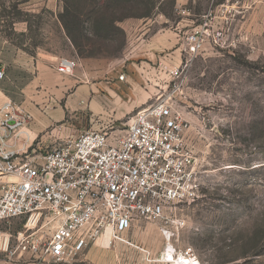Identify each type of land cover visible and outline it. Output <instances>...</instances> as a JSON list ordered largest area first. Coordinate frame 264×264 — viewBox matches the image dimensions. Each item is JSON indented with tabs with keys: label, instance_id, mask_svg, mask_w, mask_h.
I'll use <instances>...</instances> for the list:
<instances>
[{
	"label": "rangeland",
	"instance_id": "1",
	"mask_svg": "<svg viewBox=\"0 0 264 264\" xmlns=\"http://www.w3.org/2000/svg\"><path fill=\"white\" fill-rule=\"evenodd\" d=\"M64 7L66 20L78 26L77 49L58 19ZM190 9L194 28H182L187 17L176 13L174 0H0L4 73L19 83L25 68L31 79L36 64L57 66L66 58L76 63L72 72L100 80L123 63L144 60L155 69L153 95L135 111L159 96L173 103L187 123L195 159L196 196L174 210L171 224L133 222L120 240L108 232L65 262L45 264H179L175 258L186 250L199 264H264V0H193ZM154 15L165 16L172 27L166 50L163 42L152 44L153 51L138 41L144 17ZM96 22L105 29L92 31ZM157 28L142 37L149 40ZM198 30L204 44L190 54L186 38ZM13 93L16 102L4 110L12 121H0V152L44 153L91 129L121 136L135 112L115 120L106 113L107 102H20L19 90ZM38 114L45 122L35 135ZM15 121L22 126L13 129ZM13 180L0 177V187ZM23 223L0 221V264L43 261L17 250ZM36 232L44 243L52 227L38 224ZM167 246L174 262L163 258Z\"/></svg>",
	"mask_w": 264,
	"mask_h": 264
},
{
	"label": "built area",
	"instance_id": "2",
	"mask_svg": "<svg viewBox=\"0 0 264 264\" xmlns=\"http://www.w3.org/2000/svg\"><path fill=\"white\" fill-rule=\"evenodd\" d=\"M204 40L200 30L188 35L189 53L196 54ZM75 67V61L62 58L57 72L67 75ZM152 102L127 118L121 136L91 129L44 153L0 152V177L15 178L0 187V221L23 219L16 236L20 254L65 262L108 232L120 240L133 222L171 224L174 210L196 196L187 123L173 103L160 96ZM12 117L6 112L1 122ZM22 124L15 121L12 128ZM38 224L52 227L44 243L36 235ZM183 256L192 257L189 250Z\"/></svg>",
	"mask_w": 264,
	"mask_h": 264
},
{
	"label": "crops",
	"instance_id": "3",
	"mask_svg": "<svg viewBox=\"0 0 264 264\" xmlns=\"http://www.w3.org/2000/svg\"><path fill=\"white\" fill-rule=\"evenodd\" d=\"M192 1L174 0L176 13L187 17V20H182L185 22L182 28L196 27L193 20L194 16L190 14ZM168 23L169 21L165 16L144 17L143 29L140 30V38L138 39L140 45L143 42L147 43V46H150L153 50L152 44L158 43L160 45L159 43L163 42V47L166 50V45L172 44V33L169 31L172 27L170 28ZM153 25L158 26L153 33V37L149 40L143 38V35L151 31ZM157 48L160 52L165 51L160 50L159 47ZM153 54L155 55V53ZM57 66L36 64L31 79L29 78V69L25 68V72L20 76L19 83L11 78L8 73H4L3 68L0 66V72L2 73L0 78V109L6 103L16 102L14 101L13 92L19 90L20 102H62L63 99V102H78L76 103L77 106H80L83 102H107L105 104L106 113L110 112L115 120H120L138 109L140 107L139 102H147L153 95L150 84L153 82L152 77L155 74V69H150L149 64L144 60L140 64L123 63L122 69L102 73L103 77L100 80L93 73H86L85 77L74 72L62 75L57 72ZM120 76H123V80H119ZM2 119L3 115L0 113V121ZM35 122V135H38L40 134V131H38L39 123H44L45 120L38 114ZM36 137L34 136L31 139L34 140ZM41 141L42 139L39 143ZM20 264H29V262L24 258ZM32 264H45V260L41 262L34 260Z\"/></svg>",
	"mask_w": 264,
	"mask_h": 264
},
{
	"label": "trees",
	"instance_id": "4",
	"mask_svg": "<svg viewBox=\"0 0 264 264\" xmlns=\"http://www.w3.org/2000/svg\"><path fill=\"white\" fill-rule=\"evenodd\" d=\"M68 10L64 7L63 13L58 17L62 28L67 35V37L70 39L71 43L73 44L74 48H79V45L77 43V38L75 36L76 31L78 32V26L74 23H71V21L66 20V17L68 16ZM105 25L102 22H96L92 25V28H90L92 31L99 33L102 30L105 29Z\"/></svg>",
	"mask_w": 264,
	"mask_h": 264
},
{
	"label": "bare ground",
	"instance_id": "5",
	"mask_svg": "<svg viewBox=\"0 0 264 264\" xmlns=\"http://www.w3.org/2000/svg\"><path fill=\"white\" fill-rule=\"evenodd\" d=\"M166 250L167 252L163 253V258H166V262H174L172 249L169 246H167ZM175 261H177L179 264H199L195 258L193 257L186 258L182 254H180L177 258H175Z\"/></svg>",
	"mask_w": 264,
	"mask_h": 264
}]
</instances>
